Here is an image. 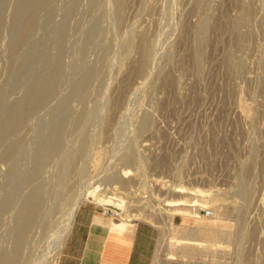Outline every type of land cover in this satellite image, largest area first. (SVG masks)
<instances>
[{"label": "rangeland", "instance_id": "1", "mask_svg": "<svg viewBox=\"0 0 264 264\" xmlns=\"http://www.w3.org/2000/svg\"><path fill=\"white\" fill-rule=\"evenodd\" d=\"M0 96V264H79V215L112 209L149 264H264V0H1Z\"/></svg>", "mask_w": 264, "mask_h": 264}, {"label": "crops", "instance_id": "2", "mask_svg": "<svg viewBox=\"0 0 264 264\" xmlns=\"http://www.w3.org/2000/svg\"><path fill=\"white\" fill-rule=\"evenodd\" d=\"M87 213L83 210L79 215L69 240V245L76 240L80 241L75 257L79 264L150 263L155 248L151 226L133 223L124 224L122 229H118L114 228V222L100 224L95 221L97 214L88 217Z\"/></svg>", "mask_w": 264, "mask_h": 264}, {"label": "bare ground", "instance_id": "3", "mask_svg": "<svg viewBox=\"0 0 264 264\" xmlns=\"http://www.w3.org/2000/svg\"><path fill=\"white\" fill-rule=\"evenodd\" d=\"M0 1H1V0H0ZM24 1H26V0H24ZM37 1H38V0H37ZM41 1H42V0H41ZM43 1H44V0H43ZM29 2H30V1H29ZM31 2H32V1H31ZM31 2H30V3H31ZM20 3H21V1H20ZM23 3H25V2H23ZM44 3H45V2H44ZM47 3H48V2H47ZM23 5H24V4H21V6H23ZM39 5H40V3H39ZM39 5H38V7H39ZM48 5H49V4H48ZM21 6H20V7H21ZM24 7H25V5H24ZM34 7H35V6H34ZM119 7H120V6H119ZM21 9H22V8H21ZM35 9H37V8H35ZM45 9H47V8H45ZM49 9H50V8H49ZM20 12H21V10H20ZM20 12H19L18 14H20ZM18 14H17V15H18ZM21 14H22V13H21ZM21 14H20V15H21ZM20 15H19V16H20ZM19 16H18V17H19ZM18 17H17V19H18ZM22 18H23V17H22ZM20 20H21V17H20ZM35 21H36V20H35ZM21 22H22V21H21ZM29 22H31V21H29ZM36 23H37V22H36ZM16 24H17V23H16ZM33 25H36V24L34 23ZM17 26H18V24H17ZM29 28H32V27H29ZM29 28H28V29H29ZM34 28H35V26L33 27V29H34ZM204 28H206V27H204ZM204 28H203V30H204ZM33 29H32V30H33ZM200 29H201V28H200ZM17 30H18V28H17ZM17 30H16V31H17ZM25 30H26V28H25ZM26 31H27V30H26ZM26 31H25V32L23 33V35L21 36V37H22V38H21V41H22V39H24V36H25V35H28V34H29V33H28V34H25ZM61 31H62V30H61ZM59 32H60V31H59ZM203 32H204V31H203ZM198 33H200V32H198ZM16 34H17V33H16ZM30 34H31V33H30ZM201 34L203 35V33H201ZM18 36H19V34H18ZM26 37H27V36H26ZM15 38H16V37H15ZM19 38H20V37H19ZM27 38L29 39V37H27ZM60 38H61V37H60ZM17 39H18V38H17ZM25 39H26V38H25ZM28 39H27V40H28ZM54 39H55V38H54ZM57 39H58V38H57ZM201 39L204 40V38H201ZM203 40H201L202 43H203ZM44 42H45V41H44ZM25 43H26V42H25ZM36 43H37V42H36ZM15 44H16V43H15ZM20 44H22V43H20ZM20 44H19V49L22 48V47L20 48ZM33 44H34V43H33ZM16 45H17V44H16ZM36 45H37V44H36ZM38 45H39V44H38ZM199 45H200V44H199ZM201 45H202V44H201ZM144 46H145V45H144ZM14 47H15V45H14ZM30 47H31V45H30ZM32 47H33V46H32ZM35 47H37V46H35ZM61 47H62V46H61ZM24 48H25V44H24ZM38 48H39V47H38ZM32 49H33V48H32ZM60 49H61V48H59V50H60ZM13 50H14V48H13ZM21 50H22V49H21ZM27 50H28V49H27ZM16 51H17V50H16ZM31 51H32V50H31ZM31 51H30V52H31ZM38 51H39V50H38ZM24 52H25V51H24ZM34 52H36L35 49H34ZM197 52H198V51H197ZM28 53H29V51H28ZM31 53H32V52H31ZM25 54H26V53H25ZM145 54H146V53H145ZM34 55H35V54H34ZM34 55H33V56H34ZM141 55H142V54H141ZM24 56H27V55H24ZM22 57H23V56H22ZM34 57H35V56H34ZM146 58H147V56H146ZM34 59H35V58H34ZM54 59H55V58H54ZM142 59H143V58H142ZM198 59H199V58H197L196 60H198ZM50 61H51V60H50ZM45 62H46V61H45ZM142 62H143V61H142ZM142 62H140V63H142ZM197 62H199V60H198ZM21 63H22V62H21ZM23 64H24V63H23ZM143 64H144V63H143ZM143 64H142V65H143ZM25 66H27V65H25ZM48 66H49V65H48ZM44 67H45V66H44ZM49 67H50V66H49ZM40 69H41V67H40ZM43 69H44V68H43ZM51 69H52V68H51ZM58 69H59V68H58ZM138 70H139V69H138ZM141 70H142V69H141ZM51 71H52V70H51ZM34 72H35V71H34ZM57 72H58V71H57ZM95 72H96V71H95ZM43 73H44V72H43ZM47 73H49V72H47ZM85 73H86V72H85ZM89 73H90V72H89ZM51 74H52V73H51ZM58 74H59V73H58ZM84 75H85V74H84ZM87 75H88V74H87ZM95 75H96V74H95ZM95 75H94V77H95ZM32 76H33V75H32ZM91 76H92V75H91ZM45 77H46V76H45ZM48 77H50V76H48ZM88 77H90V75H89ZM94 77H93V78H94ZM53 78H54V76H53ZM84 78H85V77H84ZM44 79H46V78H44ZM85 79H86V78H85ZM85 79H84V80H85ZM16 80H17V79H16ZM23 80H24V79H23ZM25 80H26V79H25ZM35 80H36V79H35ZM42 80H43V79H42ZM50 80H51V79H50ZM50 80H49V81H50ZM81 80H83V79H81ZM84 80H83V81H84ZM90 80H91V79H90ZM40 81H41V80H40ZM83 81H82V83H81L82 85L84 84ZM85 81H86V80H85ZM25 82H26V81H25ZM27 82H28V80H27ZM32 82H33V81H32ZM32 82H31V83H32ZM37 82H39V81L37 80ZM37 82H36V83H37ZM47 82H48V81H47ZM87 82H88V81H87ZM20 83H21V82H20ZM23 83H24V82H23ZM23 83H22V84H23ZM31 83H30V84H31ZM44 83H45V82H44ZM17 84H18V82H17ZM39 84H40V82H39ZM24 86H25V85H24ZM34 86H35V85H34ZM34 86H32V87H34ZM39 86H40V85H39ZM39 86H37V87L39 88ZM28 87H29V84H28L27 88H28ZM32 87H31V88H32ZM37 87H36L35 89H37ZM44 87H45V84H44ZM44 87H43V88H44ZM29 88H30V87H29ZM45 88H47V87H45ZM35 89L33 88L34 92H36ZM40 89H41V88H40ZM26 90H27V89H26ZM37 90H38V89H37ZM44 90H45V89H44ZM38 91H39V90H38ZM38 91H37V93H38ZM46 91H47V90H45V92H46ZM28 92H29V91H28ZM34 92H33V93H34ZM40 93H41V92H40ZM42 93H43V92H42ZM29 94H30V93H29ZM38 94H39V93H38ZM77 95H79V93H78ZM46 96H47V95H46ZM81 96H82V95H81ZM0 97H1V96H0ZM44 97H45V95H44ZM79 97H80V96H79ZM26 98H27V97H26ZM32 98H33V97H32ZM36 99H37V98H36ZM40 99H41V98H40ZM43 99H44V98H43ZM78 99H80V98H78ZM44 100H45V99H44ZM1 101H2V100H1ZM1 101H0V103H1ZM28 101H29V100H28ZM3 102H4V101H3ZM22 102H23V101H22ZM25 102H26V101H25ZM25 102H24V104H25ZM19 104H20V102H19ZM41 104H42V102H41ZM2 105H3V103H2ZM17 105H18V104H17ZM20 105H22V103H21ZM26 105H27V104H26ZM64 105H65V104H64ZM0 106H1V105H0ZM1 107H2V106H1ZM15 107H16V106H15ZM20 107H21V106H20ZM27 107H28V105H27L26 107H24V108H27ZM64 107H65V106H64ZM64 107H63V108H64ZM13 108H14V107H13ZM22 108H23V105H22ZM63 108L61 107V109H63ZM18 109H19V108H17V110H18ZM20 109H21V108H20ZM20 109L18 110L19 113H21L22 111H24V110L20 111ZM65 109H66V107H65ZM60 111H61V110H60ZM64 111L66 112V110H63V112H64ZM15 112H16V111H14V113H15ZM19 113H18V114H19ZM54 114H55V112H54ZM60 114H61V113H60ZM62 114H63V113H62ZM56 115H57V114H56ZM58 115H59V113H58ZM65 115H66V114H65ZM17 116H19V115H17ZM20 117H21V116H20ZM53 117H54V116H53ZM57 117H58V116H56V118H57ZM59 117H60V115H59ZM14 118H15V117H14ZM22 118H23V117H22ZM22 118H19V119H22ZM56 118H55V119H56ZM61 118H62V117H61ZM16 119H18V118H16ZM64 119H65V118H64ZM64 119H63V120H64ZM14 120H15V119H14ZM14 120H13V121H14ZM9 121H11V120H9ZM56 121H57V119H56ZM59 121H61L60 118H59ZM64 121H66V120H64ZM7 122H8V121H7ZM14 122H15V121H14ZM18 122H21V121H18ZM58 123H59V122H58ZM61 123H62V122H61ZM7 124H8V123H7ZM59 124H60V123H59ZM0 125H1V123H0ZM9 125H10V124H9ZM11 125H12V123H11ZM14 126H15V125H14ZM60 126H61V125H60ZM6 127H8V126H6ZM11 127H12V126H11ZM57 127H58V126H57ZM57 127H56V128H57ZM9 128H10V126H9ZM61 128H62V127H61ZM7 129H8V128H7ZM57 130H58V129H57ZM57 130H56V131H57ZM15 132H16V131H15ZM57 132H58V131H57ZM57 132H56V134H57ZM53 133H54V132H53ZM53 133H52V134H53ZM54 134H55V133H54ZM56 134H55V135H56ZM58 134H59V133H58ZM6 135H7V134H6ZM50 136H51V135H50ZM52 136H53V135H52ZM48 137H49V136H48ZM40 138H42V137H40ZM52 138H53V137H52ZM52 138H51V139H52ZM49 139H50V137H49ZM54 139L57 140L56 137H54ZM39 140L42 141L41 139H39ZM38 142H39V141H38ZM42 142H43V141H42ZM45 142H46V141H45ZM45 142H44V143H45ZM53 142H54V140H53ZM40 144H41V142H40ZM48 144H50V143H48ZM41 145H42V144H41ZM43 145H44V144H43ZM19 146H20V145H19ZM23 146H24V145H23ZM50 146H51V145H50ZM24 147H25V146H24ZM40 147H41V149H42L43 146H40ZM19 148H20V147H19ZM43 148H45V147H43ZM46 148H48V147H46ZM15 150H16V146H15V148L12 149L9 153H10V154H13V152H14ZM17 150H18V149H17ZM23 150H24V149H23ZM46 150H49V149H46ZM46 150H45V152H46ZM21 151H22V150H21ZM37 151H38V150H37ZM54 151H55V150H54ZM56 151H57V149H56ZM18 152H19V151H18ZM40 152H41V150L39 151V153H40ZM19 153H20V152H19ZM19 153H18V154H19ZM36 153H37V152H36ZM36 153H35V155H36ZM46 153H47V152H46ZM41 154H43V151H42ZM44 154H45V153H44ZM16 155H17V153H16ZM21 155H23V154H21ZM32 155H33V154H32ZM35 155H34V156H35ZM38 155H39V154H38ZM46 155H47V154H46ZM7 156H8V155H7ZM34 156H33V157H34ZM36 156H37V155H36ZM39 156H40V155H39ZM14 157H16V156L14 155ZM23 157H25V156H23ZM37 157H38V156H37ZM45 157H46V156H45ZM17 158H18V157H17ZM21 158H22V157H21ZM38 158H39V157H38ZM38 158H37V159H38ZM13 160H14V159H13ZM13 160L10 161V162H14ZM22 160H23V158H22ZM41 160H43V158H42ZM44 160H45V158H44ZM34 161H35V159H34ZM16 162H17V161H16ZM35 162H38V160L35 161ZM42 162H44V161H42ZM7 164H8V163H7ZM40 164H41V163H40ZM8 165H9V164H8ZM16 166H17V164H16ZM16 166H14V167H15L14 169H17ZM40 166H41V165H40ZM10 167H11V166H10ZM12 168H13V167H12ZM37 168H38V167H37ZM12 170H13V169H12ZM10 171H11V170H10ZM36 172H37V171H36ZM12 173H14V172L12 171ZM17 173H18V172H15V174H13V175H16ZM9 174H11V173H9ZM19 174H20V173H19ZM19 174H18V175H19ZM13 175H12V176H13ZM8 176H9V175H8ZM12 176H10V177H12ZM34 176H35V175H34ZM10 177H9V178H10ZM15 177L17 178V176H15ZM19 177H21V176L19 175ZM9 178H8V179H9ZM16 178H15V179H16ZM13 179H14V178H13ZM19 179H20V178H19ZM9 181H10V180H9ZM15 181H17V183H18V180H17V179H16ZM20 181H21V179H20ZM11 182H12V179H11ZM7 184H8V183H7ZM18 185H20V183L17 184V186H18ZM8 186H9V185H8ZM12 186H13V185H12ZM12 186H11V187H12ZM14 186H15V185H14ZM15 187H16V186H15ZM18 187H19V186H18ZM18 187H17V188H18ZM9 188H10V186H9ZM18 189H19V188H18ZM10 190H11V189H9V191H10ZM15 191H17V190H15ZM201 191H202V190H201ZM244 191H245V190H244ZM11 192L13 193L14 191L11 190ZM177 192L184 193V192H186V191L180 188ZM14 193H15V192H14ZM81 194H82V193H81ZM95 194H96V190H91V191H89V192H85L84 195H83V197H82V199H81V202H82V201L84 202V201H86L87 199L92 198L93 195H95ZM190 194H193V193L190 192ZM8 197H10V196H8ZM8 197H6V198H8ZM198 197H199V196H198ZM200 198H201V197H200ZM203 198H204V197H203ZM196 199H197V198H196ZM6 200H7V202H9L8 199H6ZM9 200H10V199H9ZM169 200H170V199H169ZM4 201H5V200H4ZM77 201H78V200H77ZM166 201H167V200H166ZM7 202H6V204H8ZM78 202H79V201H78ZM81 202H79L78 204L75 202V203L77 204L76 206L72 205L73 208H72L71 211L68 213V215H69V216H68V220H67L68 223H67L66 225H64V227L67 226V227H65L66 230H65L64 233L62 232V234H65V233L67 232V230L71 228V226H72V224H73L74 216H75V211H76L75 209H76L77 207H79V205H80ZM92 202H93V201H92ZM190 203H191V204H190V207H191V208H193V207H199L198 210H201V208L203 207V204L199 203V198H198V200H195V199L193 200V199H192V200L190 201ZM181 204H182V201H180V200H175V199H173V200H171V201H167V202L165 203L166 206H169V207L171 208V211H172L171 213H172V215L182 216L183 218H184V217H187V216H189V217H191V218H197V219H203V218H204V215H201V214H199V213H196V211H197L196 208L193 210V209H191V208L183 207V206H181ZM2 205H4V202H3ZM2 205H1V206H2ZM2 207H3V206H2ZM75 207H76V208H75ZM106 209L109 210V209H111V208H106ZM112 210L114 211V213H116V214L119 216V221L113 223L114 228H118V229L121 228V229H122V228H123V227H122L123 225H122V223L120 222V221L122 220L121 215H120L118 212H116L114 209H112ZM113 211H111V212L113 213ZM240 212H241V211H240ZM172 215H171V216H172ZM63 229H64V228H63ZM200 230H201V229H199V228H197V227L192 228V229H188V230H183V231L180 233V237H179L178 240H181L182 242H188V241H190V242H193V243H194V242H196V243H198V242H204V241H203V238H202L201 235L199 234V233H200ZM59 233H60V232H59ZM59 233H58V234H59ZM58 234H57V235H58ZM60 234H61V233H60ZM60 234H59V235H60ZM62 234L60 235V237L62 236ZM213 237H214L215 239H220V238H222V237H224V236H223V235H219V234H214ZM61 238H62V237H61ZM56 239H57V238H56ZM56 239H55V241H56ZM59 239H60V238H59ZM55 241H54V243H55ZM56 242H58L57 244H60L58 240H57ZM60 245H61V244H60ZM54 246H55V245H54ZM54 246H53V247H54ZM185 246H187V245H185ZM55 247H56V246H55ZM57 247H58V246H57ZM60 247H61V246H60ZM160 248H161V245H160ZM186 248H187V247H186ZM158 249H159V248H158ZM159 251H160V250H159ZM16 256H17V255H16ZM16 256H15V257H16ZM15 257H14V258H15ZM4 258H5V257H4ZM7 258H8V257H7ZM7 260H9V259H7ZM12 260H14V259H12ZM15 261H16V260H15ZM6 262H7V261H6ZM156 263L158 264L157 261H156ZM16 264H17V263H16ZM18 264H19V261H18ZM159 264H160V262H159Z\"/></svg>", "mask_w": 264, "mask_h": 264}, {"label": "built area", "instance_id": "4", "mask_svg": "<svg viewBox=\"0 0 264 264\" xmlns=\"http://www.w3.org/2000/svg\"><path fill=\"white\" fill-rule=\"evenodd\" d=\"M107 213L110 214V216H112L113 218H119V216L116 213H112L110 211H107ZM204 213L206 217L210 216V211L206 210Z\"/></svg>", "mask_w": 264, "mask_h": 264}]
</instances>
